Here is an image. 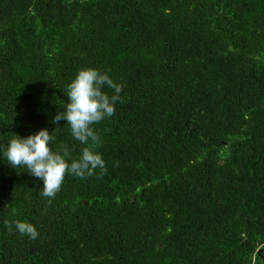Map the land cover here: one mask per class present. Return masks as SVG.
<instances>
[{
    "label": "trees",
    "instance_id": "16d2710c",
    "mask_svg": "<svg viewBox=\"0 0 264 264\" xmlns=\"http://www.w3.org/2000/svg\"><path fill=\"white\" fill-rule=\"evenodd\" d=\"M87 68L123 90L84 145ZM42 129L106 170L42 196L3 152ZM0 264H264V0H0Z\"/></svg>",
    "mask_w": 264,
    "mask_h": 264
},
{
    "label": "clouds",
    "instance_id": "9594fccd",
    "mask_svg": "<svg viewBox=\"0 0 264 264\" xmlns=\"http://www.w3.org/2000/svg\"><path fill=\"white\" fill-rule=\"evenodd\" d=\"M105 86L113 89L115 94L109 96L103 91ZM122 90L123 85L114 83L106 73L93 68L82 69L67 86L70 102L66 103L65 111H59L52 123L66 120L71 135L81 144L88 145L90 140L96 143L99 136L92 125L115 114V104L121 99ZM54 139L47 129L27 138L15 134L3 149L11 167H26L30 175L43 181L42 196L55 198L69 173L86 178L94 175L97 168L102 172L106 170L102 156L91 147H84L80 156L73 158L67 145L62 144L59 150L53 151L49 145ZM5 226L12 231V222L5 221ZM15 228L21 235H29L32 239L39 235L35 226L28 222L17 220Z\"/></svg>",
    "mask_w": 264,
    "mask_h": 264
}]
</instances>
